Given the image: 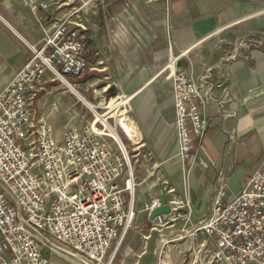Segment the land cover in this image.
I'll list each match as a JSON object with an SVG mask.
<instances>
[{
    "label": "crops",
    "instance_id": "obj_1",
    "mask_svg": "<svg viewBox=\"0 0 264 264\" xmlns=\"http://www.w3.org/2000/svg\"><path fill=\"white\" fill-rule=\"evenodd\" d=\"M48 4L47 11L33 12L23 0H0V92L31 59V46L40 49L59 21L69 18L81 27L89 70L72 79L76 93L72 92L95 111L108 109L98 113L104 119L117 117L132 149L136 176L133 226L113 264L157 262L160 241L178 223L171 216L152 220L144 204L153 198L165 206L173 195L186 196L192 215L185 221L189 229L184 236L195 238L198 248H213L198 229L211 216L218 177L227 178L225 204L241 194L264 163V0H98L95 6L85 2L80 7L77 0H48ZM167 66L196 81L208 76L206 83L212 87L198 99L210 125L195 141V161L186 167L178 158ZM37 99L34 107L42 128L54 132L55 111H47ZM78 112L75 109L71 116ZM59 134L54 135L62 141ZM124 178L118 179L120 186ZM171 189L174 194L168 193ZM175 247L177 253L182 249ZM178 257L175 254V260Z\"/></svg>",
    "mask_w": 264,
    "mask_h": 264
},
{
    "label": "built area",
    "instance_id": "obj_2",
    "mask_svg": "<svg viewBox=\"0 0 264 264\" xmlns=\"http://www.w3.org/2000/svg\"><path fill=\"white\" fill-rule=\"evenodd\" d=\"M23 3L33 12L49 9L48 0ZM80 28L69 18L59 21L40 49L31 46L35 57L0 92V264H51L48 254L79 264H113L132 229L136 214L132 149L93 112L92 120L71 128L59 141L42 128L34 107L47 71L66 80L88 72ZM166 70L173 87L178 158L186 167L195 161V141L210 125L198 99L212 87L206 83L208 76L196 81L176 68ZM124 175L120 186L118 179ZM168 193L174 194V189ZM227 193V178L221 174L211 216L198 229L205 234V243L214 244L206 248L210 263L264 264V163L241 194L224 204ZM168 205L172 213L159 220L180 215L183 209L185 216L192 215L186 196L173 195ZM163 206L153 198L145 202L144 210Z\"/></svg>",
    "mask_w": 264,
    "mask_h": 264
},
{
    "label": "rangeland",
    "instance_id": "obj_3",
    "mask_svg": "<svg viewBox=\"0 0 264 264\" xmlns=\"http://www.w3.org/2000/svg\"><path fill=\"white\" fill-rule=\"evenodd\" d=\"M85 2H90L92 6H95L98 3V0H77V7H80L81 4ZM50 6L51 5H49V7ZM45 54H47V52H45ZM33 57H35V54L32 51L31 58ZM44 80L46 83L43 85L44 89L38 93L37 104L43 102L47 111H55L56 117L54 122H52L54 134L56 132L60 133V137L64 138L65 134L71 128L82 122L83 115L86 116L85 120L93 119L92 109H90L82 101L78 100L72 90L55 74H53L51 71H47ZM68 82L70 84L73 83L71 79L68 80ZM75 109H78L79 116L72 117L71 114L75 112ZM98 111L101 114H105L108 109H102ZM37 116H40L39 110ZM108 118H113L109 119L108 121L110 125L116 129L115 124H117V117L112 114ZM38 127L40 128L41 124H39ZM116 130L120 137L124 140L118 124ZM185 213L186 209H183L180 215L178 213L171 215V218H173L178 223V225L175 228H172V232L169 231L170 233H168L167 236L163 238L162 241H160V245L158 246L160 255L157 257V262L155 264H211L209 261V253L206 251V248H198L199 242L195 238L190 240L187 238V236H184L187 234L186 230L189 229V227L185 224L186 219H188V216H185ZM127 239L128 236H126L125 240L123 241L120 251L124 247ZM181 245L182 249L177 253L175 246L180 247ZM175 254H178L179 256L177 260L174 258ZM48 258L50 259L51 264H79L75 260L66 259L63 256L57 254H48Z\"/></svg>",
    "mask_w": 264,
    "mask_h": 264
},
{
    "label": "bare ground",
    "instance_id": "obj_4",
    "mask_svg": "<svg viewBox=\"0 0 264 264\" xmlns=\"http://www.w3.org/2000/svg\"><path fill=\"white\" fill-rule=\"evenodd\" d=\"M172 69H175L174 67H171ZM61 79V81L63 82V83H65L71 90H73L75 93H76V91H75V89L73 88V86L68 82V80H66V79H64V78H60ZM80 99L82 100V101H84V103L86 104V105H88V107L89 108H91V109H93L88 103H87V101H85L81 96H80ZM94 110V109H93ZM93 110H92V112H93ZM96 110H97V107H96ZM93 113H95L96 115H97V117H98V119L100 120V121H102L105 125H106V127L108 128V129H110V131H112V133L114 134V136L115 137H117V135H116V133L114 132V130L112 129V127H111V125H109V123L107 122V119H108V117L106 118V119H104L101 115H99L95 110H94V112ZM49 130V129H48ZM47 131V130H46ZM118 133V132H117Z\"/></svg>",
    "mask_w": 264,
    "mask_h": 264
},
{
    "label": "water",
    "instance_id": "obj_5",
    "mask_svg": "<svg viewBox=\"0 0 264 264\" xmlns=\"http://www.w3.org/2000/svg\"><path fill=\"white\" fill-rule=\"evenodd\" d=\"M171 213H172L171 207L169 205H165L161 208L153 210L150 214V218L154 220L161 215H170Z\"/></svg>",
    "mask_w": 264,
    "mask_h": 264
}]
</instances>
